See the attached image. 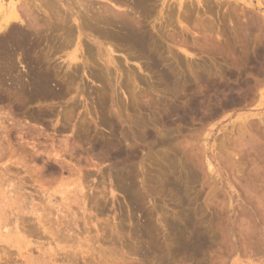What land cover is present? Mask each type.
Instances as JSON below:
<instances>
[{"label": "rangeland", "instance_id": "obj_1", "mask_svg": "<svg viewBox=\"0 0 264 264\" xmlns=\"http://www.w3.org/2000/svg\"><path fill=\"white\" fill-rule=\"evenodd\" d=\"M41 1L0 0L40 16L0 30V264H264V0H82L132 27L78 68Z\"/></svg>", "mask_w": 264, "mask_h": 264}, {"label": "bare ground", "instance_id": "obj_2", "mask_svg": "<svg viewBox=\"0 0 264 264\" xmlns=\"http://www.w3.org/2000/svg\"><path fill=\"white\" fill-rule=\"evenodd\" d=\"M27 1V0H26ZM29 1V0H28ZM31 1V0H30ZM36 1V0H35ZM58 1V0H57ZM56 1V2H57ZM77 1V0H76ZM90 1V0H89ZM95 1V0H94ZM117 2L118 1H121L122 2V0H116ZM147 0H132V3H133V5L135 6V7H144V2H146ZM189 1V0H188ZM44 3V5H47V6H49V7H51V2L52 1H50V0H42L41 1V3ZM78 2H80L78 5H80L79 6V8H84V11L86 12V15L85 16H87V14H88V18L87 17H85V18H83V15L85 14V12L83 13L80 9V11H81V13H83L82 15H81V13H79V12H77V10L75 11L76 13H74V12H72L73 11V9L72 10H67V11H71L70 13H68L69 15H70V17H69V19H68V17H66L67 15H65V13H63L62 12V14H64L63 16H61V13L60 12H58L57 10L60 8V7H62V6H60L59 8L58 7H56V8H58L57 10H53V6H54V8H55V6L56 5H52V7L50 8V9H52L53 11H55V12H58L59 14L58 15H60L61 16V20L59 21L61 24H63V26H61V28H64V29H62V30H64L66 33H68V34H66V33H64L65 34V36L67 37V38H69V40L68 41H66V42H69V43H72L73 42V37L72 36H74V38H75V47H74V51L73 52H71V53H66V56L68 57V61H69V67L68 68H70L73 64H75L76 66H77V68H78V65L79 64H77V62L80 60V58H81V60H82V62L84 63V61L86 60V54H85V45L83 44V38L85 37V31H86V29L88 30L87 32H89L90 34L88 35V33H87V35H86V37L88 36V37H92L93 36V34H94V36L96 35V34H100V32H101V29L103 30V27L102 26H100V23H104L105 25H107L108 24V26L111 24H109L108 22H107V18L109 19V17H106V16H108V15H113L115 18H117V19H119L118 21H117V27L120 25V27L123 29V30H128V27H132V25L131 24H129V22H126V18L124 17V16H126L127 17V15H125V13L124 12H121V11H119V10H116V9H112V8H107V10H105L104 12H105V14H104V12L102 13V12H100L99 13V11H98V13H99V15L98 16H91V14H89L88 12H89V10H90V5H85V1H83L84 2V4H83V2H82V0H78ZM1 3V2H0ZM34 3V2H33ZM41 3H40V5H41ZM59 3V2H58ZM68 3H69V1H68ZM89 3V2H88ZM24 4V3H23ZM27 5L29 4V2L28 3H26ZM31 4V3H30ZM55 4V3H54ZM70 4V3H69ZM151 4V3H150ZM25 5V4H24ZM39 5V6H40ZM116 5V4H115ZM152 5V4H151ZM240 5V4H239ZM18 6V5H17ZM26 6V5H25ZM33 6V5H32ZM35 6V5H34ZM70 6V5H69ZM124 6V5H123ZM129 6V5H128ZM20 7V6H19ZM18 7V8H19ZM27 7H29V5L27 6ZM44 7V6H43ZM152 7V6H151ZM22 7H20V9H21ZM30 8V7H29ZM33 8V7H32ZM32 8H31V10H32ZM35 8V7H34ZM38 8V7H37ZM45 8L47 9L48 7H46L45 6ZM55 8V9H56ZM129 8V7H128ZM130 8H132V7H130ZM138 8V9H139ZM237 8V7H236ZM246 8V7H245ZM244 8V9H245ZM19 9V10H20ZM25 9V8H24ZM40 9V8H39ZM65 9H67V8H65ZM94 8H92L91 10H93ZM189 9H190V7H189ZM240 9V8H239ZM19 10H17L16 9V5H13L12 4V7L8 10L7 8H4V5L3 4H0V15L1 16H3V19L2 20H4V23L2 24V26L0 27V30L1 31H6L13 23H15V22H25V23H28V25H30V27H32L33 29H34V27L37 25L36 23H37V20H36V18L39 16L38 14H37V17H34V15L32 14V13H29V15L27 14L26 16H27V18L29 19L27 22L24 20V19H22V16H24V15H21V14H23V13H19ZM22 10H23V8H22ZM21 10V11H22ZM48 10V9H47ZM95 10V9H94ZM94 10H93V12H94ZM131 10V9H130ZM143 10V9H142ZM23 11H26V10H23ZM43 11V10H42ZM41 11V12H42ZM51 11V10H50ZM49 11V12H50ZM100 11H102V10H100ZM144 11V10H143ZM29 12H30V10H29ZM47 12V11H46ZM26 13V12H25ZM24 13V14H25ZM27 13H28V8H27ZM35 13V12H34ZM44 13V12H43ZM43 13H41V14H43ZM51 13V12H50ZM52 13H54V12H52ZM95 13H96V11H95ZM236 13V12H235ZM234 13V14H235ZM57 14V13H56ZM233 14V15H234ZM237 14V13H236ZM235 14V15H236ZM238 15H239V13H238ZM0 16V17H1ZM31 16H33V18L31 17ZM42 16V15H41ZM55 16L56 17H58L59 19H60V16H57V15H54L53 17L55 18ZM246 16V15H245ZM40 17V16H39ZM51 17H52V15H51ZM234 17V16H233ZM239 17V16H238ZM243 17V16H242ZM50 18V17H49ZM48 18V19H49ZM54 18H53V20H54ZM78 18H82V21L81 22H79L78 21ZM87 18V19H86ZM129 18V16L127 17V19ZM255 18V17H254ZM41 19H42V17H41ZM41 19L39 20V21H41ZM44 19V18H43ZM42 19V20H43ZM85 19V20H84ZM52 20V21H53ZM88 20V21H87ZM247 20V19H246ZM259 20V19H258ZM261 20V19H260ZM45 21V20H44ZM62 21V22H61ZM69 21H71V22H73V24L74 23H76L77 25H76V34H74L73 35V33H75L74 32V28H73V25H70V23H69ZM87 21V22H86ZM255 21V20H254ZM257 21V20H256ZM47 22H48V20H47ZM50 22V21H49ZM135 22V21H134ZM258 22V21H257ZM40 23V22H39ZM38 23V24H39ZM59 23V24H60ZM241 24V23H240ZM127 25H128V27H127ZM130 25V26H129ZM140 24H138V26H139ZM242 25V24H241ZM112 26V25H111ZM51 27V26H50ZM248 27V26H247ZM258 27V26H257ZM264 27V26H263ZM60 29V27H57V29ZM119 28V27H118ZM241 28H242V26H241ZM259 28V27H258ZM53 29H56V28H54L53 27ZM243 29H244V27H243ZM256 29V28H255ZM34 30H36V31H38V32H40L39 31V29L37 30V28L36 29H34ZM120 30V29H119ZM258 30V29H257ZM264 30V29H263ZM45 30H43V32H44ZM106 31V30H105ZM121 31V30H120ZM56 32H57V30H56ZM55 32V33H56ZM130 32H131V30H130ZM135 32V31H134ZM141 32V31H140ZM246 32V31H245ZM262 32V31H261ZM32 33V32H31ZM59 33V32H58ZM91 33H93L92 34V36H91ZM106 33V32H105ZM108 33V32H107ZM132 33H133V31H132ZM262 33H264V31L262 32ZM6 34H8V32L6 33ZM51 34H53V33H51ZM111 34H113V33H111ZM119 34V33H118ZM121 34V33H120ZM136 34V33H135ZM138 34V33H137ZM245 34V33H244ZM22 35V34H21ZM25 35V34H24ZM55 35V34H54ZM70 35V36H69ZM108 35V34H107ZM143 35V34H142ZM246 35V34H245ZM261 35V34H260ZM263 35V34H262ZM7 36H9V34L7 35ZM48 36V35H47ZM64 36V37H65ZM69 36V37H68ZM104 36V35H103ZM102 36V37H103ZM239 36V35H238ZM12 37V36H11ZM13 37H15V36H13ZM40 37V36H39ZM43 37V36H42ZM59 37V36H58ZM65 37V38H66ZM113 38H114V36H112ZM241 37H243V35L241 36ZM258 37V36H257ZM263 37V36H262ZM9 38V37H8ZM17 38V37H16ZM60 38H61V36H60ZM64 38V39H65ZM66 38V39H67ZM94 38V37H93ZM101 38V37H100ZM104 38V37H103ZM111 38V37H110ZM247 38V37H246ZM259 38V37H258ZM136 39V38H135ZM257 39V38H256ZM11 40H13V38L11 39ZM106 40V39H105ZM107 40H109V39H107ZM248 40V39H247ZM251 40V39H250ZM30 41V40H29ZM34 41V40H33ZM56 41V40H55ZM65 41V40H64ZM110 41V40H109ZM124 41V40H123ZM262 41V40H261ZM19 42V41H18ZM111 42V41H110ZM258 42V41H257ZM5 43V42H4ZM9 43V42H8ZM7 43V44H8ZM34 43V42H33ZM248 43V42H247ZM21 44V43H20ZM73 44V43H72ZM101 45H103V43L101 44ZM122 45V44H121ZM126 45V44H125ZM246 45V44H245ZM65 47V46H64ZM25 48V47H24ZM27 48V47H26ZM30 48V47H29ZM66 49V48H65ZM95 49V48H94ZM10 50H12V49H10ZM25 50V49H24ZM32 50V49H31ZM61 50V49H60ZM64 50V49H63ZM17 51H18V49H17ZM13 52V51H12ZM61 52V51H60ZM87 52H88V50H87ZM94 52V51H93ZM92 52V53H93ZM2 53V52H1ZM15 53V52H14ZM26 53V52H25ZM55 53V52H54ZM90 53V52H89ZM103 53V52H102ZM10 54V53H9ZM29 54V53H28ZM47 54V53H46ZM101 54V53H100ZM14 55V54H13ZM45 55V54H44ZM108 55V54H107ZM25 56V55H24ZM89 57H90V55H89ZM16 58V57H15ZM25 58V57H24ZM23 58V59H24ZM92 58V57H91ZM47 59V58H46ZM50 59V58H49ZM88 59V58H87ZM110 59H111V57H110ZM26 60V59H25ZM91 60V59H90ZM112 60V59H111ZM111 60H110V62H111ZM45 60L43 59V62H44ZM88 61H89V59H88ZM95 61H96V59H95ZM11 62V61H10ZM80 62V61H79ZM93 62V61H92ZM42 63V62H41ZM49 63V62H48ZM55 64V63H54ZM67 64V63H66ZM90 64V63H89ZM87 66H88V64H87ZM59 67V66H58ZM75 68V67H74ZM91 68V67H90ZM76 69V68H75ZM87 69V68H86ZM13 70H15V67H14V69ZM34 70V69H33ZM41 70V69H40ZM100 70V69H99ZM98 70V71H99ZM118 70V69H117ZM29 71H30V69H29ZM36 71V70H35ZM74 71V70H73ZM97 71V70H96ZM119 71V70H118ZM8 72V71H7ZM28 72V71H27ZM32 71H30V73H31ZM41 72V71H40ZM74 73V72H73ZM102 73V72H101ZM9 74V73H8ZM14 74V73H13ZM28 74V73H27ZM33 74V73H32ZM40 74H42V73H40ZM48 74V73H47ZM70 74H71V72H70ZM38 75V74H37ZM74 75V74H73ZM89 75V74H88ZM94 75V74H93ZM100 75V74H99ZM16 76V75H15ZM32 76H35V75H32ZM44 76V75H43ZM49 76H51V75H49ZM54 76V75H53ZM80 76V75H79ZM30 77V76H29ZM89 77V76H88ZM12 78V77H11ZM34 78H37V76L36 77H34ZM45 78V77H44ZM49 78V77H48ZM52 78V77H51ZM33 79V78H32ZM77 79H79V78H77ZM29 80V79H28ZM31 80V79H30ZM40 80V79H39ZM41 80H43V79H41ZM46 80H48V79H46ZM61 80V79H60ZM69 80V79H68ZM73 80H75V79H73ZM53 81V80H52ZM22 82V81H21ZM34 82H35V79H34ZM48 82V81H47ZM54 82V81H53ZM72 82V81H71ZM38 83V82H37ZM49 83H50V81H49ZM43 85H45V83H42ZM61 84V83H60ZM23 85V84H22ZM50 86V85H49ZM57 86V85H56ZM22 87V86H21ZM24 87V86H23ZM41 87V86H40ZM43 87V86H42ZM41 87V88H42ZM47 87V86H46ZM45 88V87H44ZM48 88V87H47ZM46 88V89H47ZM51 88V87H50ZM19 90V89H18ZM17 90V91H18ZM43 90V89H42ZM48 90V89H47ZM46 90V91H47ZM2 91V90H1ZM39 91V90H38ZM4 93V92H3ZM38 93V92H37ZM36 93V94H37ZM40 93V92H39ZM233 93V92H232ZM48 94H50V93H48ZM249 97V96H248ZM56 99V98H55ZM73 105V104H72ZM196 106V105H195ZM199 107V106H198ZM69 116V115H68ZM67 116V117H68ZM38 117V116H37ZM70 117V116H69ZM66 117H64V119H65ZM68 119V118H67ZM67 119H65V120H67ZM71 118H69V120H70ZM73 119V118H72ZM22 206V205H21ZM20 216V215H19ZM46 218V217H45Z\"/></svg>", "mask_w": 264, "mask_h": 264}]
</instances>
